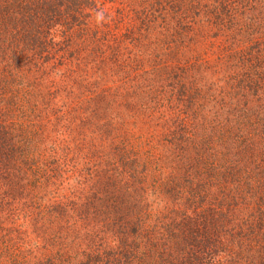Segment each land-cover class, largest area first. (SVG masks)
Masks as SVG:
<instances>
[{"label": "trees", "instance_id": "1", "mask_svg": "<svg viewBox=\"0 0 264 264\" xmlns=\"http://www.w3.org/2000/svg\"><path fill=\"white\" fill-rule=\"evenodd\" d=\"M0 264H264V0H0Z\"/></svg>", "mask_w": 264, "mask_h": 264}]
</instances>
